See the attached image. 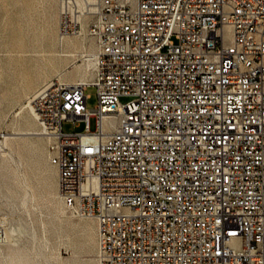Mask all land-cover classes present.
Here are the masks:
<instances>
[{
  "label": "built area",
  "instance_id": "obj_1",
  "mask_svg": "<svg viewBox=\"0 0 264 264\" xmlns=\"http://www.w3.org/2000/svg\"><path fill=\"white\" fill-rule=\"evenodd\" d=\"M59 24L94 77L31 105L98 264H264V0H61Z\"/></svg>",
  "mask_w": 264,
  "mask_h": 264
},
{
  "label": "rangeland",
  "instance_id": "obj_2",
  "mask_svg": "<svg viewBox=\"0 0 264 264\" xmlns=\"http://www.w3.org/2000/svg\"><path fill=\"white\" fill-rule=\"evenodd\" d=\"M60 12L61 0H0V224L21 223L26 229L16 236L15 245L0 246V264H98L96 221L79 218L61 198L58 170L49 159V139L23 133L42 129L30 108L21 106L30 104L37 91L53 80L78 82L84 63L79 43L85 37L86 51L95 48L84 30L63 40L74 41L76 48L69 49L74 54L57 55ZM86 94L88 108L94 109L97 87L89 86ZM22 116L29 126L19 123ZM63 130L83 132L86 125L67 120ZM85 221L93 222L88 232L81 227Z\"/></svg>",
  "mask_w": 264,
  "mask_h": 264
},
{
  "label": "bare ground",
  "instance_id": "obj_3",
  "mask_svg": "<svg viewBox=\"0 0 264 264\" xmlns=\"http://www.w3.org/2000/svg\"><path fill=\"white\" fill-rule=\"evenodd\" d=\"M84 30H87V29L85 28ZM79 44H80V46H81V48L83 50V51L80 50L79 52L84 57L83 58L84 59V63L81 66V71H80V74H79L78 81H86V82H88V81H91L93 79V77H94L95 62H94V59H93V51L92 52L86 51L87 42H86L85 37L82 38V40H81V42ZM59 45L62 47V49H59L56 52L58 56H70L71 54H74V53H70L69 54V49L70 48H73V47L76 48V44L74 43L73 40L67 39L65 41H62L60 39ZM26 107H29L30 108V112L35 116L34 109H33L32 105H31V99H30V104H27L26 106H24V105L21 106V109H25ZM19 123H21L23 126H26V127L30 125L29 124V121H28V118L26 116H22L19 119ZM23 133L24 134H30V135L31 134L32 135L33 134H36V135H44L43 132H37V131H35V132L28 131V132H23ZM21 134L22 133H20L19 135H21ZM17 135H18V133H17ZM44 137L48 138L45 135H44ZM27 191H28V189H27ZM27 194H30V193L27 192ZM27 197H28V195H27ZM26 200H27V198L24 199V203H27ZM28 214H30V213L28 212ZM92 219H94V218H92ZM30 220H31V218H30ZM81 227H82V230L84 232H88L90 230V228L93 227V222H91V221H85V222H83L81 224ZM25 231H26V229L24 228V226L21 223H18V224H15V225L5 226L4 227L3 240H2V244H0V246L1 245H9V246L15 245L16 244V241H17L16 236L18 234H23ZM31 232H33V229L31 230ZM35 235H36V233H35ZM35 238H36V236H35ZM95 247H96V251H97V245H95ZM0 256L2 257L3 255L0 254Z\"/></svg>",
  "mask_w": 264,
  "mask_h": 264
},
{
  "label": "crops",
  "instance_id": "obj_4",
  "mask_svg": "<svg viewBox=\"0 0 264 264\" xmlns=\"http://www.w3.org/2000/svg\"><path fill=\"white\" fill-rule=\"evenodd\" d=\"M60 49H62V47L60 46Z\"/></svg>",
  "mask_w": 264,
  "mask_h": 264
}]
</instances>
